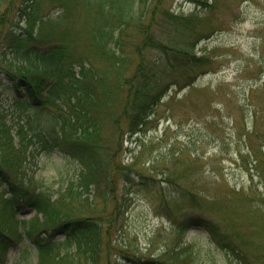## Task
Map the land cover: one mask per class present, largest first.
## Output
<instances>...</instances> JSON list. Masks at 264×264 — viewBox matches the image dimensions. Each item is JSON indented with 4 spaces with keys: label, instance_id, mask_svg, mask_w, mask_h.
<instances>
[{
    "label": "rangeland",
    "instance_id": "obj_1",
    "mask_svg": "<svg viewBox=\"0 0 264 264\" xmlns=\"http://www.w3.org/2000/svg\"><path fill=\"white\" fill-rule=\"evenodd\" d=\"M7 4L0 0V11ZM168 5L177 14H194L203 20L199 29L211 31L194 47L197 55L205 53L204 69L169 71L157 64L164 53H147L156 63L152 70L162 92L159 103L138 134L124 137L116 162L127 167L116 173L114 196L107 194L104 200L91 190L84 195L87 206L80 202L79 210L111 227L110 248L103 251L101 264H134L137 258L165 264H242L200 225L185 231V248L177 249V221L190 214L214 224V233L234 242L249 264H264V0H166ZM38 6L44 18L61 12L47 0ZM165 25L159 32L166 31L162 37L174 39L172 43L191 40ZM87 44L81 42L77 52ZM1 57L16 66L14 58ZM0 79V105L17 112L11 81L2 71ZM25 109L21 120L31 126L29 133L47 131L58 120L53 111L36 118L33 107ZM109 141L113 146V138ZM32 160L28 174L54 197L77 178L81 167L57 149L40 151ZM170 253L189 256L174 262ZM7 257L6 264H38L27 240L10 248Z\"/></svg>",
    "mask_w": 264,
    "mask_h": 264
},
{
    "label": "trees",
    "instance_id": "obj_2",
    "mask_svg": "<svg viewBox=\"0 0 264 264\" xmlns=\"http://www.w3.org/2000/svg\"><path fill=\"white\" fill-rule=\"evenodd\" d=\"M6 1L7 7L0 11V71L11 81L18 111L0 105V264L6 263L9 249L25 239L38 264H101L103 251L110 248L111 227L79 210V203L87 206L84 195L91 190L104 200L114 196L116 173L127 167L116 162L124 137L141 131L159 103L162 92L152 70L156 63L146 55L150 50L164 53L157 64L169 71L194 66L203 70L207 58L203 51L197 55L194 47L211 31L199 29L203 20L194 14L175 13L165 6L166 0H47L61 12L46 20H41L40 0H20L18 5ZM73 21L79 23L72 25ZM165 23L191 40L178 44L162 37L166 31L159 29L164 30ZM83 41L88 43L84 52H77ZM2 54L17 60L16 66L4 63ZM96 62L101 65L96 67ZM1 85L0 80V96ZM28 107L34 108L36 118L53 111L58 120L47 131L29 133L31 126L21 120ZM53 149L81 166L77 178L56 197L27 172L40 151ZM129 201L123 202L125 208ZM117 206L120 211L121 205ZM25 209L34 215L22 216ZM192 225L207 228L238 263L249 264L234 242L216 236L214 225L197 214L177 221V249L185 248L184 233ZM179 256L169 254L174 262ZM134 264L165 262L137 258Z\"/></svg>",
    "mask_w": 264,
    "mask_h": 264
}]
</instances>
